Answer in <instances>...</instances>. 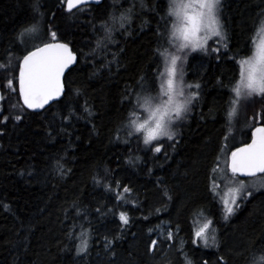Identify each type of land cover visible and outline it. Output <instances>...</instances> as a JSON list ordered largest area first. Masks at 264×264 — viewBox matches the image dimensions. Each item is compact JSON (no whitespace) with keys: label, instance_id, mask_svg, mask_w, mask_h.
Segmentation results:
<instances>
[{"label":"trees","instance_id":"16d2710c","mask_svg":"<svg viewBox=\"0 0 264 264\" xmlns=\"http://www.w3.org/2000/svg\"><path fill=\"white\" fill-rule=\"evenodd\" d=\"M65 2L0 0V264H251L264 250V194L241 199L224 219L212 182L223 150L264 126V94L240 98L228 116L264 0H221L224 36L184 59L183 77L197 95L174 123L177 137L150 143L129 121L134 103L156 102L172 26L168 0H101L72 10ZM105 22L111 39L98 47ZM35 30L37 46L60 41L77 55L60 99L37 112L17 91L19 62L37 47L20 40ZM198 217L209 221L218 247L200 244ZM162 221L177 231L184 258L176 243L149 249ZM82 241L87 250L78 255Z\"/></svg>","mask_w":264,"mask_h":264},{"label":"snow or ice","instance_id":"6c2138e0","mask_svg":"<svg viewBox=\"0 0 264 264\" xmlns=\"http://www.w3.org/2000/svg\"><path fill=\"white\" fill-rule=\"evenodd\" d=\"M86 2L87 0H67V8L71 10L76 5ZM195 7L198 11L192 15H188L186 11H183L186 5L178 3L177 0H170V15L175 16L178 21L183 22V27L173 31L171 34L174 37L177 31H179L185 41L184 44H181V48L188 46L190 38H192L191 47H203L201 43L194 39L195 34L199 32L201 27H203L205 31H210L214 36H224V25L220 20L222 9L221 0H196ZM261 24L264 25V20H261ZM102 27L105 30V36L97 41L98 47L103 40L111 39V29L108 27L107 22H105ZM25 31H27V29ZM50 35L55 39L57 34L51 32ZM215 51H218V49ZM160 55L161 50L158 48L157 56L160 57ZM75 60L76 56L67 43H44L42 47H37L33 51L27 52L23 57L22 63L19 65L20 92L23 96L24 103L29 108H43L50 100L61 96L64 92L62 77L65 74V69H69V65L73 64ZM178 60L179 57L171 55V67L168 69V78L166 80L167 90L165 94L168 97L167 101L162 107L153 111L149 119L136 126L137 131L144 130L146 133L144 136L145 143H150L161 136L172 139L174 133L170 131L171 121L178 120L185 115L188 111V106L191 104L192 98L197 95L196 92H191L185 97L183 90L185 85H183L182 81L179 88L175 86ZM241 65V81L233 89L236 99L230 101L232 107L228 112L229 118L236 114V105L240 98H250L253 94H264V48H261L254 57L242 61ZM70 70L71 69H69V71ZM8 83L11 84L12 81ZM161 87H164V85L162 84ZM187 87L191 88L192 86L187 85ZM196 87L199 88L200 86L196 85ZM137 102L139 103V98ZM141 107H143L142 104ZM131 115L135 116L136 113L133 112ZM129 123L135 124V121H129ZM154 150L159 152L160 147H156ZM228 168H230L233 177L237 174H264V126L254 129L251 144H245L243 147L236 148L232 151ZM213 171L215 172V169H213ZM225 178H227V173H225ZM233 182H238L239 184L235 189L236 196L233 197L231 201L232 204L236 205L237 199H244L247 196H251L252 193L246 191L243 181ZM125 190L129 191L127 188H125ZM164 194L167 195V192L165 191ZM169 199H171V197H169ZM233 213L234 208L226 206V212L223 218L228 219L229 215ZM121 219L127 222L123 213H121ZM214 222L215 221H211L210 223ZM206 230H209V224H205L203 228L197 231L195 233L196 237L203 239L206 246L209 243V239H211L212 244H217L215 232L212 231L209 237ZM169 236H171V233H169ZM155 243L156 242L153 241V245H155ZM86 250L87 243L82 241L81 245L77 247V254L79 255L81 252H86ZM220 259L223 260V257ZM187 264H191V262L188 261ZM251 264H264V250H262L259 255L253 253Z\"/></svg>","mask_w":264,"mask_h":264},{"label":"rangeland","instance_id":"374dc122","mask_svg":"<svg viewBox=\"0 0 264 264\" xmlns=\"http://www.w3.org/2000/svg\"><path fill=\"white\" fill-rule=\"evenodd\" d=\"M168 2L170 5V0H168ZM177 2L186 5V8L183 9V11H186L188 15H192L193 13L198 11V9L195 7L196 0H177ZM170 16L172 17V22H171L172 26H171L170 34H169V42L167 45H164V47L166 48H165V53H163L164 65L162 68L163 69L162 78H161L162 81L160 84L158 82V85H156L155 87L157 89L154 93L156 102L151 105H144L143 107H140L139 105L134 103V105L136 106V109L134 111L136 115L132 117V121H135V124H132V125L134 126L135 130L138 124L143 123L145 120L149 119L151 113L155 111L157 108L162 107L163 104L168 99L165 93L167 90L166 80L168 78V69L171 67V63H170L171 55H175L179 57V60L177 61V68H176L177 76L175 77V86L179 88L181 81H182L183 85H185L183 89L184 95L185 97H187L191 92H195V91L194 89H192V87L191 88L187 87V85H192V84L186 81L182 74V70H183L182 67H183V63H184V59L186 55L192 52L203 51L209 40L218 38L217 36H214L210 31H205V29L201 27L199 32L195 34L194 39L198 41L199 43H201L203 47L202 48L191 47L192 38H190L188 42V46L181 48V44H184L185 41L183 37L180 35L179 31H177V34L174 37L171 34L173 31L179 28H182L183 22L178 21L175 16H172V15ZM30 34L24 36L25 39L22 38L20 40L21 46L25 49H31L37 46L38 44L42 43L41 32H38V30H35L33 33H30ZM261 48H264V25L259 29L258 32H256V37L254 39L253 47H252V53H250L249 56L239 59V72L237 73L238 77L236 78L238 84L241 81V71H242L241 62L254 57L260 51ZM162 84L164 85V87H161ZM191 104L188 107H190ZM184 116L185 115H183L182 117ZM178 120L171 121L170 123V131L174 133L172 139L177 137L178 130H176L174 123L177 122ZM139 132L141 133L143 137L146 134L144 130H140ZM160 138L169 139L166 136L157 137V139H160ZM237 140L238 138L234 137V139H232L231 141L235 142ZM231 150L232 148H228V147L227 149L223 150L222 155L218 159V163H217L218 167L217 165L215 166V172L213 173L214 177H213V182H212V188H213L212 191L214 194L218 196V200H220V204L222 205V210H223L222 216L226 212V206L233 207L235 210V208L239 204V201L241 200V199H237L236 205L231 203L233 197L236 196L235 189L239 186L238 182H233V181H243L247 192H251V193L262 192L264 194V176H257V177L248 178V179H241V178H238L237 176L233 177V174L228 169V158H229ZM225 173H227V178H225ZM198 218L199 219H197V222L199 223L195 226V233L199 231L201 228H203L205 224H209V221L202 222V219L200 217ZM209 227H210V224H209ZM206 232L210 237L211 236L210 231L206 230ZM169 233H171V236H169ZM150 234H153L154 236L150 243V247H149L150 250H152L154 246H159L160 249H162V246H165V248L167 249V248L174 246V244L176 243L174 247L177 248V250L181 253V257L183 258L185 257V253L182 250V248L184 247L183 246L184 243L181 242L182 241L181 239H178L177 231L174 228L170 227V225L167 222L162 221L161 223L157 224L150 231ZM196 238L198 239L201 245L206 246L203 239L199 237H196ZM217 239H218V236H217ZM153 241L156 242L155 245H153ZM218 245H220L219 242L214 245L212 244L211 239H209V243L207 246L209 247L217 246L218 247Z\"/></svg>","mask_w":264,"mask_h":264},{"label":"water","instance_id":"95a60500","mask_svg":"<svg viewBox=\"0 0 264 264\" xmlns=\"http://www.w3.org/2000/svg\"><path fill=\"white\" fill-rule=\"evenodd\" d=\"M100 1H101V0H87L86 3H81V4H79V5H76L74 8H77V7H80V6H83V5L97 4V3H99ZM65 6H66V9L69 10V9L67 8V0H66V2H65ZM74 8H73V9H74ZM71 10H72V9H71ZM57 42H59V43H64V42H60V41H52V42H48V43H57ZM42 46H43V44L40 45V46H37V47H42ZM37 47H35V48H37ZM35 48H34V49H35ZM69 48H70V46H69ZM34 49H32V50H30V51H33ZM70 49H71V48H70ZM71 51H72V50H71ZM72 52H73V51H72ZM73 53H74L75 56H76V60L73 62V64L69 65V69H70L71 67H73V66L75 65L76 61H77V55H76L75 52H73ZM26 54H27V53H26ZM26 54H25V55H26ZM23 57H24V56H23ZM23 57L21 58V60H20V62H19V65L22 63ZM19 65H18V70H17V91H18V95H19L20 101H21L22 105L24 106V108H26V109L29 110V111H35V112H37V111H41L42 109L46 108L47 106H49V105L52 104L53 102H55V101H57L58 99H60V97H61L62 95L59 96V97H55V98H53L52 100H50L47 104L44 105L43 108H35V109H33V108H29V107L24 103L23 96H22V94H21V92H20V83H19L20 67H19ZM69 69H65V74L67 73V71H68ZM65 74H64V76H65ZM64 76L62 77L63 85H64ZM62 94H63V93H62ZM261 126H263V125L258 124V125H256V126H254L253 129H252L251 132H250V137H249V139H248L245 143L236 146L232 151H234L236 148H241V147H243L245 144H251V143H252V138H253V131H254V129L257 128V127H261ZM232 151H231V153H232ZM231 153H230L229 158H228V164L230 163V160H231ZM229 170H230V168H229ZM230 171H231V170H230ZM258 175H262V173H256L255 175L237 174L236 176H238V177H240V178H252V177H255V176H258Z\"/></svg>","mask_w":264,"mask_h":264},{"label":"bare ground","instance_id":"6f19581e","mask_svg":"<svg viewBox=\"0 0 264 264\" xmlns=\"http://www.w3.org/2000/svg\"><path fill=\"white\" fill-rule=\"evenodd\" d=\"M256 202V201H255ZM152 226V225H151ZM147 230H149V229H147Z\"/></svg>","mask_w":264,"mask_h":264}]
</instances>
